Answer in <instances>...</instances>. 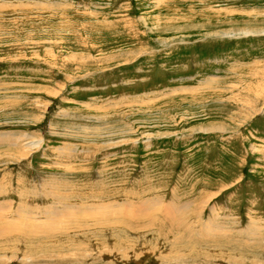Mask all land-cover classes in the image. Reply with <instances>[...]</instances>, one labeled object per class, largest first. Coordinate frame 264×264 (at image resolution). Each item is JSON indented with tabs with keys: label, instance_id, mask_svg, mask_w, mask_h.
Wrapping results in <instances>:
<instances>
[{
	"label": "rangeland",
	"instance_id": "rangeland-1",
	"mask_svg": "<svg viewBox=\"0 0 264 264\" xmlns=\"http://www.w3.org/2000/svg\"><path fill=\"white\" fill-rule=\"evenodd\" d=\"M0 206V264H264V0H0Z\"/></svg>",
	"mask_w": 264,
	"mask_h": 264
},
{
	"label": "bare ground",
	"instance_id": "bare-ground-1",
	"mask_svg": "<svg viewBox=\"0 0 264 264\" xmlns=\"http://www.w3.org/2000/svg\"><path fill=\"white\" fill-rule=\"evenodd\" d=\"M36 143V142H35ZM35 143H32V144H35ZM117 205V204H116ZM135 206V205H134ZM144 206H146V205H144ZM172 206V205H171ZM68 207V206H67ZM70 207V206H69ZM129 207V206H128ZM152 207V206H151ZM79 208V210H77L76 212H75V214H81V215H85V214H88V212H85V210L84 209H82V207H78ZM0 209H3L2 208V206H0ZM170 209H171V207H170ZM64 210V209H63ZM60 211L61 213H65L66 211ZM127 210H129V209H127ZM132 210V209H131ZM173 211L175 210V209H172ZM178 210V209H177ZM134 211V210H133ZM176 211V210H175ZM113 212V211H112ZM21 213V212H20ZM18 214V215H21V214ZM60 213V214H61ZM132 213V212H131ZM49 214V213H48ZM51 214H54V215H56L57 213L56 212H53V213H50L49 215H51ZM67 214V213H66ZM172 214H174V212L172 213ZM53 215V216H54ZM65 215V214H64ZM60 216V215H59ZM55 217V216H54ZM21 218V217H20ZM57 218V217H56ZM215 227V226H214Z\"/></svg>",
	"mask_w": 264,
	"mask_h": 264
}]
</instances>
